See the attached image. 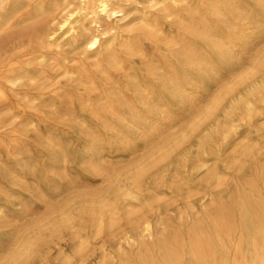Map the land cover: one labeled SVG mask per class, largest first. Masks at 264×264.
Instances as JSON below:
<instances>
[{
    "label": "bare ground",
    "instance_id": "1",
    "mask_svg": "<svg viewBox=\"0 0 264 264\" xmlns=\"http://www.w3.org/2000/svg\"><path fill=\"white\" fill-rule=\"evenodd\" d=\"M144 1L130 29L120 32L107 21L140 0H0V151L13 153L23 139L24 166L38 167L28 151L38 146L51 169L63 172L67 203L57 227L74 235L82 259L89 247L81 229L114 228L112 217L121 211L142 237L153 235L151 221L134 210L135 203L151 182L166 177L180 147L238 86L246 87V95L232 107L243 102L248 118L256 110L250 96L264 103V0ZM238 72L240 78L229 82ZM226 84L196 116L190 134L174 139L182 109L194 114L212 87ZM56 133L75 135L79 150ZM106 133L119 137L122 146L131 135L145 151L154 149L125 172L113 171L101 164L97 145ZM75 164L89 175L83 188L67 174ZM4 172L11 174L8 166ZM35 175L42 179L40 171ZM255 175L256 183L245 179L239 198L218 199L213 216L204 209L212 233L194 221L190 264H229L227 246L236 230L241 236L232 264H264V147ZM75 199L81 202L77 209ZM227 200L238 211L237 225ZM181 245L179 233L165 232L136 258L139 264H181ZM37 249L35 241L24 240L0 252V264H33Z\"/></svg>",
    "mask_w": 264,
    "mask_h": 264
},
{
    "label": "rangeland",
    "instance_id": "2",
    "mask_svg": "<svg viewBox=\"0 0 264 264\" xmlns=\"http://www.w3.org/2000/svg\"><path fill=\"white\" fill-rule=\"evenodd\" d=\"M140 1L141 4L126 9L124 16L112 17L106 24L118 26L120 32L130 29L131 21L140 14L138 10L145 6V1ZM105 38L109 39L110 35L107 34ZM240 76V72L236 73L229 82L234 83ZM228 87L230 84L212 87L209 97L198 105L194 114H188L186 109H182L178 115V126L172 129L173 138L189 135L196 116L202 115L210 102ZM245 90L246 87L238 86L233 94L226 97L213 119L190 135L187 143L180 147L172 158L171 170L164 174L166 177L151 182L147 193L135 203L134 210L151 221L153 235L142 237L140 231L135 230L127 220L124 211H121L112 217L116 223L114 228L105 225L98 230L85 225L81 229L82 240L87 241L89 247L83 259L76 255L77 241L74 235L57 227L67 203L63 172L51 169L48 156L38 154V151H42L38 146L28 150L29 156H37L38 167L24 166L23 159L28 158V153H20L25 144L23 139L17 141L13 153L0 151V252L6 254L11 247L29 239L38 246L32 256L33 264H118L119 257L127 258L132 264H139L136 257L142 248L155 244L165 232H177L182 237L181 264H190L188 232L194 221L200 220L212 233L204 209L207 208L209 215L213 216L218 199H226L230 195L239 198L245 179L256 183L257 157L264 147V103L250 96L256 110L248 118L243 102H239L236 108L232 107L239 95H246ZM106 134L99 138L97 145L101 152V164L113 171L125 172L131 166L147 160L148 153L154 149L150 147L148 152L145 151L140 141L131 135L126 145L122 146L119 137L114 138L112 133ZM55 135L59 139H66L76 151L79 150L75 135ZM151 137L148 134L144 139ZM30 138L32 141L36 139L35 135ZM7 166L11 170L10 176L4 172ZM67 168V174L76 181L77 188H83L90 181L89 175L77 164L68 165ZM39 171L43 175L41 180L35 175ZM83 176L86 177L85 181ZM216 178L220 179L221 185L217 184ZM75 202L77 209L81 202L77 199ZM227 205L232 222L239 224L240 218L234 203L227 200ZM240 236L241 232L236 230L229 238V264H232L236 256ZM155 251L153 256H156Z\"/></svg>",
    "mask_w": 264,
    "mask_h": 264
}]
</instances>
